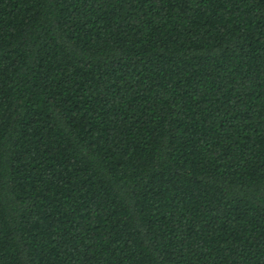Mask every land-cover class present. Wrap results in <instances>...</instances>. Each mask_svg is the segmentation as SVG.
<instances>
[{
	"label": "trees",
	"instance_id": "1",
	"mask_svg": "<svg viewBox=\"0 0 264 264\" xmlns=\"http://www.w3.org/2000/svg\"><path fill=\"white\" fill-rule=\"evenodd\" d=\"M0 264H264V0H0Z\"/></svg>",
	"mask_w": 264,
	"mask_h": 264
}]
</instances>
